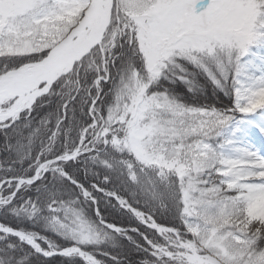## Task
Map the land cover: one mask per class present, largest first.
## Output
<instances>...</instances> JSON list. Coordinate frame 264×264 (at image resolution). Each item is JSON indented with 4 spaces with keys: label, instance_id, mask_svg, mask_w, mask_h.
I'll return each mask as SVG.
<instances>
[{
    "label": "snow or ice",
    "instance_id": "obj_1",
    "mask_svg": "<svg viewBox=\"0 0 264 264\" xmlns=\"http://www.w3.org/2000/svg\"><path fill=\"white\" fill-rule=\"evenodd\" d=\"M241 3L110 0L105 39L116 38L89 82L80 140L45 159L29 157L24 132L30 141L33 113L69 74L40 76L95 38L97 2L0 0V78L37 73L0 103V151L21 165L0 177V264H123L93 247L118 237L133 246L127 264H264V217L250 214L264 195V0L242 27L226 15ZM100 152L101 172L79 167ZM156 172L172 180L148 193L142 178Z\"/></svg>",
    "mask_w": 264,
    "mask_h": 264
},
{
    "label": "trees",
    "instance_id": "obj_2",
    "mask_svg": "<svg viewBox=\"0 0 264 264\" xmlns=\"http://www.w3.org/2000/svg\"><path fill=\"white\" fill-rule=\"evenodd\" d=\"M103 49V47H102ZM100 49L99 53H93L87 55V59L83 64L77 66L75 72L69 73L66 76L64 82L56 90V94L50 96L47 100L42 101L36 113L32 115V128L33 133L29 137V130L25 129L24 143L28 145L29 157L41 156L45 159L49 158L52 153L56 151H62L66 147L78 144L81 135V129L84 127L87 119V100L91 94L92 85L89 83L92 78L98 75L99 70L104 67L106 62V56H111L108 52L104 55ZM102 53V54H101ZM67 106V111H64L63 107ZM89 151L90 149H81V152ZM7 153L0 151V177L7 176L8 169H19L21 165L19 162L8 163L6 161ZM106 157L103 152L96 153V159H92L91 156L87 158L81 156L79 161V167L89 170L90 174L101 172V161H105ZM36 161H33V165ZM27 168V163L24 164ZM50 167L59 168L61 165H56L53 160ZM22 175V174H21ZM15 179V177H13ZM45 183L50 187L55 184L58 187L61 186L59 177L55 181L51 177L45 178ZM10 190L9 185L3 186V191L6 194ZM29 192L33 196L38 195L33 188H29ZM63 191V189H61ZM27 207V205H23ZM27 214L24 211H20L19 217L13 216L12 221L15 223L17 220H26ZM118 222H120L118 220ZM127 223L126 219L123 221ZM131 234V233H129ZM134 235V234H133ZM113 242L110 239H105L99 246L100 249H107L112 255H120L123 264H127L126 257L129 251L132 249L130 242L123 237L117 238V246H112ZM143 253H133V258H143ZM98 259L105 261V264H114L107 257L97 256Z\"/></svg>",
    "mask_w": 264,
    "mask_h": 264
},
{
    "label": "bare ground",
    "instance_id": "obj_3",
    "mask_svg": "<svg viewBox=\"0 0 264 264\" xmlns=\"http://www.w3.org/2000/svg\"><path fill=\"white\" fill-rule=\"evenodd\" d=\"M96 2V23L91 28L95 38L88 41L85 46L80 47L78 54H74L76 53V49L74 48L66 50L60 57L57 58L55 62L47 65V67L44 69L43 75L40 76V79H47L49 76H59L60 74L66 73L71 69L72 66L71 63L65 64V57L72 56L73 59L77 60L82 54L86 53L90 48L94 47L100 42L102 31L104 30V26L106 24V16L108 14L104 5H110V0H96ZM36 75L37 73L31 67H29L28 69L24 70L23 79L9 81L6 86L4 84L3 78H0V103L3 102V96L5 94L6 87L8 89L18 87L23 83L32 80ZM37 83H39V80H37ZM17 103H19V101Z\"/></svg>",
    "mask_w": 264,
    "mask_h": 264
},
{
    "label": "rangeland",
    "instance_id": "obj_4",
    "mask_svg": "<svg viewBox=\"0 0 264 264\" xmlns=\"http://www.w3.org/2000/svg\"><path fill=\"white\" fill-rule=\"evenodd\" d=\"M254 0H247V6H245L243 3L236 8L234 11H231L230 13L226 14L229 16V18L240 25L241 27L254 15V8H253ZM79 9L73 12V15H78ZM106 32V31H105ZM116 38L115 33H112L108 39H105V33L103 35L102 41L100 43H103L104 47L102 49V53L105 55L107 52L105 51V48H110L112 45V41ZM99 43V44H100ZM101 53V54H102ZM109 54H111L110 51H108ZM85 55H88L85 54ZM264 147V145H261L260 142H257V147ZM141 172H144V169H141ZM246 178V177H242ZM142 179L146 180V183L144 185L145 191L148 193L152 192H158L159 191V185L170 183L172 180V177L170 174L167 173H161L156 172L155 176L146 175ZM250 214L254 217H264V195H260L255 199V202L253 206L250 209ZM195 259H199V257H196Z\"/></svg>",
    "mask_w": 264,
    "mask_h": 264
},
{
    "label": "water",
    "instance_id": "obj_5",
    "mask_svg": "<svg viewBox=\"0 0 264 264\" xmlns=\"http://www.w3.org/2000/svg\"><path fill=\"white\" fill-rule=\"evenodd\" d=\"M107 17H108V14H107L106 18H107ZM106 25H107V19H106V24H105V26H104V30L102 31L101 40H102L103 35H104L105 31H106ZM101 40H100V41H101ZM90 50H91V48H90L86 53L82 54L81 56L87 54ZM79 58H80V57H79ZM79 58H78L77 60H79ZM71 70H72V67H71V69H70L69 71H67L66 73H69ZM66 73H63V74H60V75H65Z\"/></svg>",
    "mask_w": 264,
    "mask_h": 264
}]
</instances>
